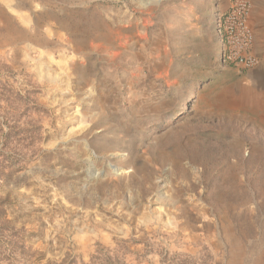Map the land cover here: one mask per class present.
Wrapping results in <instances>:
<instances>
[{
	"label": "rangeland",
	"instance_id": "1",
	"mask_svg": "<svg viewBox=\"0 0 264 264\" xmlns=\"http://www.w3.org/2000/svg\"><path fill=\"white\" fill-rule=\"evenodd\" d=\"M218 5L0 0V264H264V80L216 64Z\"/></svg>",
	"mask_w": 264,
	"mask_h": 264
},
{
	"label": "built area",
	"instance_id": "2",
	"mask_svg": "<svg viewBox=\"0 0 264 264\" xmlns=\"http://www.w3.org/2000/svg\"><path fill=\"white\" fill-rule=\"evenodd\" d=\"M251 3L252 0H228L227 7L215 14L214 59L221 68L249 70L260 62L252 53L253 33L248 23Z\"/></svg>",
	"mask_w": 264,
	"mask_h": 264
},
{
	"label": "crops",
	"instance_id": "3",
	"mask_svg": "<svg viewBox=\"0 0 264 264\" xmlns=\"http://www.w3.org/2000/svg\"><path fill=\"white\" fill-rule=\"evenodd\" d=\"M227 5L228 0H219V5L214 12V17L217 11L225 9ZM248 23L253 33L252 53L260 60L258 65V79L264 80V0H252ZM213 33L216 42L214 25Z\"/></svg>",
	"mask_w": 264,
	"mask_h": 264
},
{
	"label": "trees",
	"instance_id": "4",
	"mask_svg": "<svg viewBox=\"0 0 264 264\" xmlns=\"http://www.w3.org/2000/svg\"><path fill=\"white\" fill-rule=\"evenodd\" d=\"M17 172H19L18 169H13L4 174V172L0 170V179L4 178V182L6 183L12 182L13 184H15L16 181H14L15 180L14 178H16L15 174ZM11 224H13V221L11 222L6 219L5 201L0 199V232L6 229L7 227L13 229V227L10 226Z\"/></svg>",
	"mask_w": 264,
	"mask_h": 264
}]
</instances>
